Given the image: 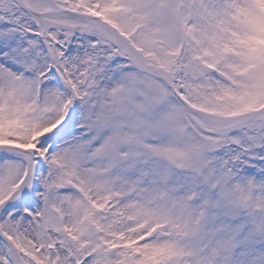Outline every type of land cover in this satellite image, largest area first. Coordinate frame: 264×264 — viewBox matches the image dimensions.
I'll use <instances>...</instances> for the list:
<instances>
[{
  "label": "snow or ice",
  "instance_id": "obj_1",
  "mask_svg": "<svg viewBox=\"0 0 264 264\" xmlns=\"http://www.w3.org/2000/svg\"><path fill=\"white\" fill-rule=\"evenodd\" d=\"M0 264H264V0H0Z\"/></svg>",
  "mask_w": 264,
  "mask_h": 264
}]
</instances>
